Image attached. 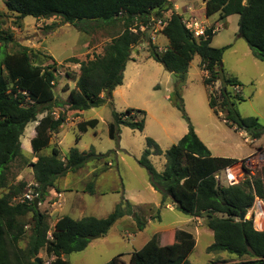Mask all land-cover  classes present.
I'll return each mask as SVG.
<instances>
[{
	"label": "trees",
	"instance_id": "trees-1",
	"mask_svg": "<svg viewBox=\"0 0 264 264\" xmlns=\"http://www.w3.org/2000/svg\"><path fill=\"white\" fill-rule=\"evenodd\" d=\"M6 11L16 16V24L21 27L26 16L36 19H59L69 23L81 32L103 25H117L122 22L121 32L114 35L105 46L103 54L87 60L77 57L67 59L79 64L77 73H68L75 81L65 100L57 98L56 85L60 67L57 61L43 65L37 63L28 48L0 57V264H39L35 261L41 249L54 256L49 264H69L66 256L84 250L91 239L89 235H106L115 222L131 214L129 203L116 206L106 217L84 216L73 218L64 214L50 228L46 213L36 208L34 199L24 198L14 202V197L22 193L26 183L10 182L11 165L22 154L21 136L30 122L37 121L36 134L31 139L35 153L41 152L51 144L52 134L66 121L65 111H84L103 105L113 97V91L123 84L124 71L132 59L134 46L143 39L150 41V55L161 63L165 70L184 79L191 61L196 55L201 57V67L207 72L206 85L219 79L223 85L219 93L209 94V105L216 114L225 113V122L230 127L246 130L252 139L264 134V125L258 117H242L236 110L235 100H244L239 94H232L228 86L240 85L236 77L224 74L222 63L226 49L231 45L215 47L212 41L217 33L214 26L206 30L205 36L195 37L188 29L184 18L172 0H4ZM247 7L241 36L246 40L253 55L264 62V0H208L205 3L207 16L219 13L220 20L226 24L231 15H241ZM4 12L0 11V15ZM166 24L159 29L168 38V47L160 52L151 42L148 29L156 20ZM240 22V21H239ZM57 23L47 25L55 28ZM151 27V28H152ZM14 35L0 29L1 47L13 42ZM178 99L179 91L176 92ZM184 111V107L178 104ZM55 108H62L59 116L52 115ZM140 112L141 110H137ZM135 109L128 108L125 113H113L109 124V136L118 137V127L124 125L142 131L144 118L131 120ZM45 117L38 120L40 114ZM184 117H188L184 113ZM98 119H90L79 124L81 130L95 127ZM163 154L159 144L152 138L146 139V148L139 163L150 174L152 185L171 198L173 204L184 214L200 217L206 214V225L214 232L215 241L208 246V252H228L238 259L228 264H264V230L253 227L249 210L257 197L264 199V167L252 177L235 185L220 183L215 172L237 162L234 158L213 156L207 145L199 138L190 125L189 131L165 152L166 166L158 173L149 157ZM106 155L94 150L86 153L72 147L68 156L62 159L58 147L53 146L49 155L38 156L37 161L29 163L34 175V195L42 203L55 187L58 179L88 164L92 159L99 160ZM93 192L94 182L88 184ZM31 214L28 222L27 216ZM242 214L244 219H242ZM142 228V221L138 220ZM31 224V234L25 249L20 242ZM51 232V236L49 233ZM196 246L192 232L177 229L171 242L162 245L154 234L140 249L134 251L129 264H192L188 257ZM43 263V261L40 259ZM105 264H124L122 255L114 256Z\"/></svg>",
	"mask_w": 264,
	"mask_h": 264
},
{
	"label": "rangeland",
	"instance_id": "rangeland-1",
	"mask_svg": "<svg viewBox=\"0 0 264 264\" xmlns=\"http://www.w3.org/2000/svg\"><path fill=\"white\" fill-rule=\"evenodd\" d=\"M172 1L183 18L195 17L217 29L213 46L231 45L222 59L224 74L238 79L240 85L228 86V89L232 94L239 93L244 98L234 99V106L242 117H258L264 125V62L253 55L240 34L241 15L229 16L225 24L220 20L219 13L207 16L201 0ZM189 7L191 11H188ZM0 11L5 13L0 15V29L14 35L13 42L1 47L0 57L3 53L26 47L37 63L47 65L53 60L57 61L60 71L55 90L60 100L67 98V87L71 89L75 86L68 73L78 74L80 69L79 64L67 59L77 57L83 61L103 54L105 46L121 32L123 26L120 21L117 25H103L85 33L69 23H61L59 19L26 16L19 27L15 14L6 11L4 0H0ZM54 22L57 26L47 29V25ZM151 27L142 26L141 30L149 31L151 42L163 52L168 47V38L159 33L156 26ZM172 74L151 57L150 41L143 39L134 46L132 59L124 71L123 84L116 87L109 102L81 112L65 111L64 125L52 134L50 146L38 153L33 151L31 145L38 122H30L25 128L21 136L23 154L11 165L9 178L16 185L25 182L26 186L22 193L14 197V202L25 194L35 196L34 175L29 163L37 161L40 155H49L53 146L58 147L62 159L75 147L81 152L94 150L106 156L99 160L92 159L86 166L58 179L46 200L38 203L39 209L47 215L50 228L64 214L73 218H102L113 212L120 203L125 208L129 203L133 211L118 219L106 235L91 239L84 250L67 255L69 264H105L119 254L124 264H129L132 253L154 234L157 233L160 243L165 245L171 242L177 229H185L195 236L196 246L188 257L192 264H228L238 259L228 252H208L207 248L215 238L214 232L206 225V214L189 216L181 212L171 198L167 197L163 202V194L152 185L148 170L139 160L146 148V139H154L163 154H152L149 159L156 171L162 173L166 166L165 152L178 143L189 131L190 125L213 156L234 158L237 162L253 156L258 147H264V134L254 142H246L245 137L251 138L246 130L230 127L224 120V112L220 111L219 115L214 112L209 105V94L219 93L223 80L219 79L212 85L204 83L207 72L201 67L199 55L191 61L184 79L176 75L175 81ZM177 91L180 93L179 99ZM178 104L184 107V111ZM128 108L135 109L131 120L144 118V129L140 131L120 125L117 139H112L109 124L113 122L114 111L123 114ZM59 112L64 110L55 108L52 115L58 117ZM45 116V113L40 114L38 120ZM95 118L99 120L95 127L80 129L81 122ZM241 131L243 134H240ZM258 172L256 170L255 174ZM90 182H94L93 192L88 189ZM6 191L0 190V195ZM30 218L31 214H28V222ZM137 218L142 221V228L138 227ZM30 234L31 224H28L20 242L21 248L27 247ZM38 257L44 264H49L54 258L45 249L40 250Z\"/></svg>",
	"mask_w": 264,
	"mask_h": 264
},
{
	"label": "built area",
	"instance_id": "built-area-1",
	"mask_svg": "<svg viewBox=\"0 0 264 264\" xmlns=\"http://www.w3.org/2000/svg\"><path fill=\"white\" fill-rule=\"evenodd\" d=\"M202 3H205L208 0H201ZM191 7L188 8V11H191ZM188 29L195 35V37L205 36L206 30L211 27L205 21H199L195 17L189 19L184 18ZM166 24L162 19L156 20L154 25L157 28H161ZM262 149V150H260ZM256 150V153L244 160L239 162L232 163L223 169L215 172V178L222 184L225 185H235L243 182L248 177L255 175L256 170H261L264 167V147ZM35 196L31 194H25L21 201H24V198L29 200L34 199ZM249 214L253 220V227L256 231L264 230V199L257 197L255 199L254 205L249 210Z\"/></svg>",
	"mask_w": 264,
	"mask_h": 264
},
{
	"label": "water",
	"instance_id": "water-1",
	"mask_svg": "<svg viewBox=\"0 0 264 264\" xmlns=\"http://www.w3.org/2000/svg\"><path fill=\"white\" fill-rule=\"evenodd\" d=\"M246 13H247V7L244 9V11L242 12L241 17H240V30L243 28V24H244ZM172 77L174 78L175 81L177 80V77H176L175 73L172 74ZM34 202H35V206L37 208L38 207V203H39V200H38L37 197L34 199ZM242 219H244V215L243 214H242ZM102 236H103L102 233H98V234H95V235H89V239H96V238H100ZM35 261L38 262L39 264H42V262L40 261V257H36Z\"/></svg>",
	"mask_w": 264,
	"mask_h": 264
},
{
	"label": "crops",
	"instance_id": "crops-1",
	"mask_svg": "<svg viewBox=\"0 0 264 264\" xmlns=\"http://www.w3.org/2000/svg\"><path fill=\"white\" fill-rule=\"evenodd\" d=\"M153 34H154V33H152V35H153ZM153 36H154V35H153ZM76 112H81V111H76ZM35 134H36V131L33 132V136H35ZM240 134H243V132L241 131ZM256 140H257V139H252V138H249V137H245V141H246V142H254V141H256ZM260 148H261V147H260ZM257 149H259V147H258ZM257 149H256V150H257Z\"/></svg>",
	"mask_w": 264,
	"mask_h": 264
}]
</instances>
